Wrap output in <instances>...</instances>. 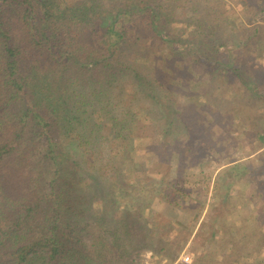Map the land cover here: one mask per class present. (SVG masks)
Wrapping results in <instances>:
<instances>
[{
    "label": "trees",
    "instance_id": "trees-1",
    "mask_svg": "<svg viewBox=\"0 0 264 264\" xmlns=\"http://www.w3.org/2000/svg\"><path fill=\"white\" fill-rule=\"evenodd\" d=\"M180 9L191 20H180L178 32ZM229 17L217 0H0V264H141L134 252L147 238L136 230L144 236L153 226L141 206L131 212L115 194L151 139L142 140L145 128L170 133L178 63L189 55L213 68L214 79L217 70L235 77L259 100L236 62L232 46L240 44L226 30ZM190 68L181 67V77L191 79ZM199 107L190 113L204 116L207 128L217 116ZM180 117L202 129L185 110ZM176 184L161 187L163 200L185 191ZM232 228V242L264 244L245 222ZM158 244L150 245L165 250Z\"/></svg>",
    "mask_w": 264,
    "mask_h": 264
},
{
    "label": "rangeland",
    "instance_id": "rangeland-1",
    "mask_svg": "<svg viewBox=\"0 0 264 264\" xmlns=\"http://www.w3.org/2000/svg\"><path fill=\"white\" fill-rule=\"evenodd\" d=\"M180 1L181 4L186 2ZM217 1L230 16L225 22L230 29L226 30L234 33L241 45L232 46L234 53L237 52L236 62L245 70L246 77H252L250 88L260 97L253 99L246 85L219 70L220 75L214 79L213 68L203 62L192 63L189 55L183 65L178 63L179 77L175 80L172 106L175 122L170 133L163 137L160 132L145 128L142 140L151 139L144 142L139 151L135 173L125 172L123 189L115 194L122 204L133 207L131 212L141 206L144 220L148 226L149 223L153 226L144 236L141 228L136 230L139 240L147 238L149 242L141 241V248L134 252L141 264H210L215 258L221 264H231L237 255L247 253L250 254L247 264H255L252 253L256 251L262 255L264 263L263 243L257 241L254 247L248 241L240 244L235 239L232 242L229 233L234 225L245 222L247 233L258 230L264 237V114L261 111L264 109V67H256L253 61L255 56L264 60V0ZM189 16L188 11L179 10L177 24H174L178 32L184 29L180 20L189 22ZM244 40L248 41L247 46L242 45ZM185 65L191 67V79L189 75L181 77L184 75L180 68ZM181 86L187 89L177 90ZM130 90L129 85L126 91ZM233 98H241L242 104H231ZM219 102H224L233 120L224 107L218 106ZM201 104L208 107H199ZM196 107L203 111L214 110L217 117L207 128L201 124L204 116L190 113ZM181 110L202 129L183 123ZM160 122L163 124L164 120ZM184 132L189 133L190 139ZM236 164H242V169L236 168ZM228 167L231 171H220ZM219 173L222 175L218 182ZM175 181L176 186L185 191H177L178 195L163 200L166 195L162 194L161 187L164 184L173 187ZM150 244H158L165 250ZM187 256L190 262L185 261Z\"/></svg>",
    "mask_w": 264,
    "mask_h": 264
},
{
    "label": "built area",
    "instance_id": "built-area-1",
    "mask_svg": "<svg viewBox=\"0 0 264 264\" xmlns=\"http://www.w3.org/2000/svg\"><path fill=\"white\" fill-rule=\"evenodd\" d=\"M184 259H185V261L190 262V257L189 256L185 257Z\"/></svg>",
    "mask_w": 264,
    "mask_h": 264
}]
</instances>
